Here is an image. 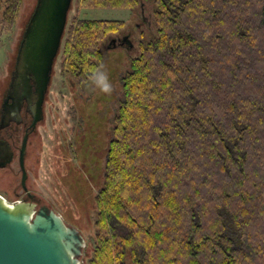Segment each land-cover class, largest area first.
<instances>
[{"label": "trees", "instance_id": "16d2710c", "mask_svg": "<svg viewBox=\"0 0 264 264\" xmlns=\"http://www.w3.org/2000/svg\"><path fill=\"white\" fill-rule=\"evenodd\" d=\"M21 2L0 0V30ZM75 2L132 12L140 3ZM151 2L154 32L121 76L109 127L100 110L83 112L82 131L100 119L92 148L84 133L62 148L61 181L92 221L82 262L264 264V0ZM124 27L78 13L66 23L54 65L59 57L70 93L95 91L101 43Z\"/></svg>", "mask_w": 264, "mask_h": 264}, {"label": "rangeland", "instance_id": "374dc122", "mask_svg": "<svg viewBox=\"0 0 264 264\" xmlns=\"http://www.w3.org/2000/svg\"><path fill=\"white\" fill-rule=\"evenodd\" d=\"M35 1L22 0L19 14L13 25L9 29L0 30V86L4 82L8 72V63L14 54ZM75 1L72 0L71 2L67 22L77 13L79 18L122 20L125 22V27L117 35L109 36L101 43L105 54L102 70L107 73L113 91L111 94H105L95 88V91L91 93L89 88H86L79 89L76 94L70 93L59 75L60 59L58 57L47 90L44 118L39 126V137H33L28 147L25 167L28 174L26 186L34 195L38 205L46 204L52 207L61 215L65 223L75 226L83 235L85 239L81 257V264H83L84 254H90L92 249V221L88 219L87 215L82 213V216L78 213V207L71 197L72 192H70L69 185L66 186L61 181L65 171H67L62 148L68 143L73 145L76 137L80 136L82 140V133L85 134L88 143H90V139L93 140L95 131L100 134L101 125L93 123V120H100L99 117L90 119L88 126L82 131L81 127L84 125L83 112L93 115L100 110L101 115H106L108 119L107 123L105 122V127H109L118 100L122 97L121 76L128 70L130 59L138 54L139 42L150 37L149 31L154 32L155 25L151 16V0H139L140 3L134 12L124 8L99 7L77 10ZM123 36L127 37L130 45L128 42L120 40L119 37ZM11 131L15 136L21 132L20 128L17 127ZM96 143L99 144L100 140H97ZM90 147L92 148L91 143ZM20 177L21 172L16 161H13L6 168L0 169V195L10 203L17 201L20 195H24L20 186ZM72 218L78 220V225L73 223Z\"/></svg>", "mask_w": 264, "mask_h": 264}, {"label": "water", "instance_id": "95a60500", "mask_svg": "<svg viewBox=\"0 0 264 264\" xmlns=\"http://www.w3.org/2000/svg\"><path fill=\"white\" fill-rule=\"evenodd\" d=\"M72 0H36L23 28L15 56L14 71L2 104L0 127L21 121L23 102L32 117V127L43 119V103L54 61L60 48ZM25 139V138H24ZM25 140L20 151L21 186L27 191L23 163ZM2 165L12 152L0 141ZM32 199L33 194L28 193ZM85 239L59 213L43 204L0 195V264H81Z\"/></svg>", "mask_w": 264, "mask_h": 264}, {"label": "flooded vegetation", "instance_id": "af4514ba", "mask_svg": "<svg viewBox=\"0 0 264 264\" xmlns=\"http://www.w3.org/2000/svg\"><path fill=\"white\" fill-rule=\"evenodd\" d=\"M119 38L122 42H128L129 43V40L127 39L126 36L119 37ZM112 41H114V40H112ZM18 43H19V41H18ZM16 51H17V47H16V50L14 51V62H13V58H10V62L8 63L9 64V66L7 68L8 72H7L6 77L4 79L5 90H4V92L2 91L3 93L2 92L0 93V117H1V114L3 112L2 104H3L4 98L7 95V91L9 89L10 79H11V76H12L13 71H14ZM46 96H47V91H46L44 103H43V112H44V104L46 101ZM26 109H27V103H26V101H24L23 105L21 107V110H20L21 121L19 123H16L14 121H10V123L8 125H6L4 127H0V141L6 142L8 144V146L10 147L11 152H12V157H11L10 161L5 163L4 165H2V159L0 156V169L6 168L13 161H16V162H18V166H19V169L21 172L19 157H20V151L22 148L23 141L25 140L24 154H23V163H24V167H25L26 157H27V153H28V147H29L31 141L33 140V137H39V126L42 123L43 119L38 121L35 124V126L32 127V117H31V114ZM14 127L20 128L21 132L18 136H15L13 131H11ZM25 169H26V167H25ZM26 181H28V174L26 177ZM20 186H21V177H20ZM21 189H22V192L24 193V195H20L18 200L33 201V202L37 203V206H39L38 202L35 200L34 195H33L32 199L28 197V193L32 194V192L29 189L27 191H25V190H23L22 186H21Z\"/></svg>", "mask_w": 264, "mask_h": 264}, {"label": "clouds", "instance_id": "9594fccd", "mask_svg": "<svg viewBox=\"0 0 264 264\" xmlns=\"http://www.w3.org/2000/svg\"><path fill=\"white\" fill-rule=\"evenodd\" d=\"M89 79L91 80L92 85L99 89L105 94H111L113 91L112 84L109 81V77L102 68H98L90 74Z\"/></svg>", "mask_w": 264, "mask_h": 264}]
</instances>
